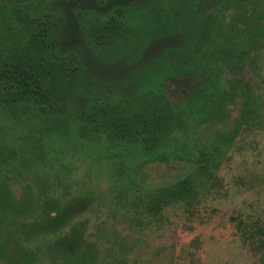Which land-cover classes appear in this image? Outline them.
<instances>
[{
    "label": "rangeland",
    "instance_id": "rangeland-1",
    "mask_svg": "<svg viewBox=\"0 0 264 264\" xmlns=\"http://www.w3.org/2000/svg\"><path fill=\"white\" fill-rule=\"evenodd\" d=\"M231 1L8 0L35 21L54 22L58 57L81 59L113 97L154 91L180 110L206 82L212 101L162 151L204 154L212 179L197 180L191 206L179 202L150 216L145 193L192 173V161L152 162L102 140L58 139L44 131L34 106L20 122L0 107V187L17 205L30 199L22 215L0 212V264H63L49 244L79 227L88 251L72 264H264V44L242 71L198 63L166 79L154 66L170 49L189 48L198 17L229 19ZM76 15L115 18L147 36L145 48L134 58L105 60L82 37ZM246 92L258 109L256 126L241 121ZM23 225L30 240L19 232Z\"/></svg>",
    "mask_w": 264,
    "mask_h": 264
},
{
    "label": "trees",
    "instance_id": "trees-1",
    "mask_svg": "<svg viewBox=\"0 0 264 264\" xmlns=\"http://www.w3.org/2000/svg\"><path fill=\"white\" fill-rule=\"evenodd\" d=\"M174 12L175 8L170 6ZM229 19L217 13L197 18L191 45L186 50L170 49L154 66L164 78L185 72L198 63L220 65L242 71L253 64L251 58L264 44V0H232ZM188 16L193 17L192 12ZM76 27L105 60L122 56L134 58L145 48L147 36L132 32L111 18L91 21L76 15ZM55 23L35 21L15 3L0 2V107L14 121L28 117L34 106L41 113L42 127L49 135L67 139L74 135L88 141L102 140L108 149L133 153L138 150L152 162L169 159L192 161L194 171L169 186L145 193L144 210L150 216L182 202L193 204L196 182L212 179L205 165L206 156L189 158L162 151L174 141V133L187 128V120L199 113L213 96L205 94L206 82L190 96L184 108L175 109L169 99L154 91H134L116 98L100 81L92 79L78 57H58L54 43ZM251 60V61H250ZM250 61V63H249ZM220 100L217 104H220ZM241 121L247 126L259 122L258 109L245 93ZM0 147V168L5 165ZM10 153V152H8ZM213 181V180H212ZM29 200L17 205L8 188L0 187V212L22 215ZM31 239L27 226L20 229ZM83 228H73L49 244V251L63 264L86 257ZM0 250H4L0 245Z\"/></svg>",
    "mask_w": 264,
    "mask_h": 264
}]
</instances>
